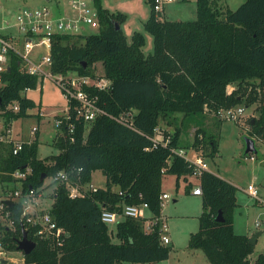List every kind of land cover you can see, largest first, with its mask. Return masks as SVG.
I'll return each mask as SVG.
<instances>
[{
    "label": "trees",
    "instance_id": "1",
    "mask_svg": "<svg viewBox=\"0 0 264 264\" xmlns=\"http://www.w3.org/2000/svg\"><path fill=\"white\" fill-rule=\"evenodd\" d=\"M93 1L98 29L87 35L55 34L49 68L53 74L76 72L107 79L109 85L104 89L82 87L102 112L86 123L76 115L77 102L67 101V117L61 116L60 133L54 140L59 153L43 159L37 156L35 140L24 143L17 154L11 153L10 144H2L0 184L3 189L20 186L42 190L46 177L52 179L64 171L73 182L86 187L92 171L98 169L106 178V186L71 198L64 182L51 180L52 203L48 209L65 231L59 245L35 236V229L20 220V202L8 205L14 225L2 227L4 247L17 250L22 229L35 242L21 264H144L165 260L171 248L161 242L158 222L147 231L144 219L124 217L116 224L113 239L109 225L100 219L102 208L121 211L123 204L146 202L152 217H159L164 175H174L176 184L183 178L185 189L191 188L188 177L195 176V169L177 152L182 149L178 122L193 120L197 128L188 147H193L195 154L202 150L206 157L214 156L217 141L204 127L207 114L214 113L220 123L226 119L219 118V109L255 105L257 116L249 119V133L253 140L264 143V0H244L234 10H223L212 0H195L196 18L186 21L159 18L152 0H147L150 13L144 29L151 34L153 44L149 54L143 52L142 33L133 32L130 41L123 34V13H111L100 0ZM97 62L102 74L95 76ZM8 67L1 75L0 109L13 102L19 108L5 111L6 125L25 116L33 106L23 92L35 88L39 79L23 71L21 60L13 54ZM228 84L235 87L228 91ZM177 113L182 114L179 119ZM160 118L174 124L175 131L157 140ZM26 167L31 172L25 179L11 176L14 170ZM196 178L202 210L198 230L189 234L188 249H201L208 264H264L262 254L250 262L254 247L249 237L234 231L237 187L208 170ZM218 213L221 220H216Z\"/></svg>",
    "mask_w": 264,
    "mask_h": 264
},
{
    "label": "rangeland",
    "instance_id": "2",
    "mask_svg": "<svg viewBox=\"0 0 264 264\" xmlns=\"http://www.w3.org/2000/svg\"><path fill=\"white\" fill-rule=\"evenodd\" d=\"M71 0H0V22L8 20L11 24L15 22V12L21 8H39L47 6L53 15L72 14L70 8ZM89 6L96 7L93 0H85ZM223 10L237 8L244 0H212ZM103 8L111 13H123L125 19L121 24L123 34L127 40H131L133 32L138 31L143 34L145 44L143 46L144 54H149L153 50L152 36L144 29V22L149 16L150 5L147 0H100ZM164 12L161 18L171 21H186L196 18L195 0L174 1L164 5ZM5 30L9 27L5 26ZM13 25L7 30L13 31ZM95 33L96 30H87ZM45 50L44 48H40ZM95 76L102 74L101 64H95ZM68 72L66 75H73ZM38 83L35 88L27 89L23 92L28 99L33 102V106L26 110V115L16 118L11 123L13 135L23 140H35L37 144V156L41 159L59 153V148L55 145V137L60 133V128L55 125L57 118L65 115L67 112V100L63 95L61 88L51 78L38 76ZM235 84H228L227 90L231 91ZM244 107L239 122L233 119H226L220 123L216 122L217 116L214 113H208L203 120L204 127L208 135L214 137L217 141V152L214 156H205L204 151L198 150L207 163L208 171L225 178L237 187L236 201L237 206L233 212V228L238 234L248 235L249 238L258 231L261 233L256 238L253 252L250 254V262L262 254L264 256V143L254 138L255 152L245 154V138L250 137L251 117L257 116L255 105H241ZM41 112L42 115L39 113ZM182 114L177 113V119ZM33 127L37 128V133H31ZM193 120H187L180 124L179 144L186 156L193 159L192 144L196 129ZM175 131L174 124H167L165 119H159L156 128L155 138L161 140L163 135L172 134ZM29 138V139H28ZM188 147V148H187ZM204 154V155H203ZM250 156L255 159L250 160ZM49 177H46L42 186L44 194L51 193ZM190 184H198L195 176L188 177ZM90 183L97 188H105L106 178L103 173L96 169L91 173ZM253 184L258 188L259 196L262 201L248 195L245 191L247 185ZM186 182L183 178L178 180L174 175H164L162 179V190L168 192L169 197L163 201L164 213L167 216L168 232L171 242L166 244L170 246L168 258L153 263L144 264H208L204 252L201 249H188L189 233L198 230V217L202 210L200 196H192L191 189H185ZM193 186V185H192ZM191 186V187H192ZM50 198V197H49ZM175 200V201H174ZM46 208L52 203L47 200ZM144 214H149L144 210ZM258 224L256 225V223ZM112 230L113 239H115L116 224L109 225ZM14 264H21L23 256L15 250L6 254ZM115 264H132L126 261Z\"/></svg>",
    "mask_w": 264,
    "mask_h": 264
},
{
    "label": "built area",
    "instance_id": "3",
    "mask_svg": "<svg viewBox=\"0 0 264 264\" xmlns=\"http://www.w3.org/2000/svg\"><path fill=\"white\" fill-rule=\"evenodd\" d=\"M174 1L179 0H152L153 11L161 18L164 5ZM69 6L73 10V13L66 15H53L47 6L34 9L21 8L18 9L17 13L15 12V22L13 24L8 20L0 22V85L2 83L1 75L7 70L10 54H13L21 60L22 70L26 73L51 78L57 82L66 100L74 99L77 102L74 106L76 115L82 117L88 123L102 111L96 107L93 100L88 97L82 87L94 86L98 89H104L108 87L109 81L103 77L92 78L76 72H73V75L53 74L49 68L51 64L50 50L55 34L87 35L90 34L87 30H97L99 27L98 13L95 7L89 6L85 0H71ZM11 25H13L14 30L7 32L11 28ZM5 26L9 28L5 30ZM40 48H44L45 50H41ZM18 108V103L13 102L6 105L4 109H0V146L2 144H10L12 154H17L22 149L24 143L31 142V140L16 139L13 135L11 124L6 125L4 123L3 114L5 111H17ZM243 111V106L222 108L217 111V115L222 119L238 121ZM39 114L42 115L41 112ZM63 116L67 117V112ZM61 121V117L57 118L55 125L60 127ZM69 128L72 131L73 124H70ZM36 130L37 128L33 127L31 133L34 134ZM177 152L193 165L196 177L202 170H208L207 163L201 154H195L196 156L191 159L186 156V153L182 149ZM254 159L253 156H250V160ZM30 172V167H26L23 171L19 169L14 170L11 176L22 180ZM51 180L64 182L68 190V196L71 198L84 196L87 190L96 191L98 189L90 183L86 187H83L73 182L64 171H59ZM245 191L257 201H262L256 185H247ZM192 193L201 195L199 184L195 185ZM141 195V193H138L137 196L141 198ZM41 197V190L32 187L22 189L20 186H14L3 189L0 184V264L7 262L15 263L6 255L9 251L13 250L6 249L3 244L2 227L12 228L14 225L8 201L12 204L20 202V220L23 219L27 227L35 229V236L41 239H48L51 242L53 241L57 245L61 244L65 231L60 226H57L48 208H41ZM168 197L169 194L166 192H162L159 195L161 206H163V201ZM144 210L149 214H144ZM124 217L144 219V228L147 231L152 230L153 225L158 222L161 242L164 244L169 243V237L166 234V223L162 216L152 217L146 202L123 204L121 211H111L102 208L100 214L101 221L108 225L117 224ZM15 251L20 252L22 256L24 255L21 250Z\"/></svg>",
    "mask_w": 264,
    "mask_h": 264
},
{
    "label": "water",
    "instance_id": "4",
    "mask_svg": "<svg viewBox=\"0 0 264 264\" xmlns=\"http://www.w3.org/2000/svg\"><path fill=\"white\" fill-rule=\"evenodd\" d=\"M116 28H120L118 24H116ZM7 70H9V67H7ZM250 122H253L251 120ZM255 152V146H254V140L251 137L245 138V154ZM8 205H11L12 203L10 201L7 202ZM221 214L218 213L216 220H221ZM261 233V231H258L256 234H254L252 237L249 238L248 242L254 246L256 243L257 236ZM35 242L33 240H30L26 236V232L22 229V237L18 240L17 243V250H21L24 254L30 253V251L34 248ZM5 262V260H3Z\"/></svg>",
    "mask_w": 264,
    "mask_h": 264
},
{
    "label": "crops",
    "instance_id": "5",
    "mask_svg": "<svg viewBox=\"0 0 264 264\" xmlns=\"http://www.w3.org/2000/svg\"><path fill=\"white\" fill-rule=\"evenodd\" d=\"M179 1H182V0H179ZM164 10H165V8L163 7V12H164ZM163 12H162V14H163ZM38 131V130H37ZM37 131H36V133H37ZM16 139H20V138H18V136L16 137V135L14 136ZM29 139V138H28ZM21 140H23V139H21ZM193 156L195 157L196 155H195V153H194V151H193ZM225 179V178H224ZM51 181V180H50ZM186 182V181H185ZM190 182V181H189ZM187 183V182H186ZM91 184V183H90ZM199 184V183H198ZM193 186L190 188L191 189V194H192V196H200V195H196V194H193L192 193V189L195 187V185L196 184H192ZM51 187V186H50ZM51 189H52V191H53V186L51 187ZM52 191H51V193H52ZM163 192H166V191H163ZM41 193H42V197H41V199H40V201H41V208H43V209H45L46 207H45V205H47V200L48 201H51L52 202V199H51V197H50V195H51V193H48V195L47 194H44L43 192H42V190H41ZM166 193H168V192H166ZM50 197V198H49ZM200 199H201V197H200ZM175 201V200H174ZM164 211V207L162 206L161 207V215L160 216H162V218H163V220H164V222L166 223V225H167V232H168V230H169V228H168V223H167V216L165 215V213L163 212ZM166 232V233H167ZM190 234V233H189ZM167 236L169 237V243L171 242V238H170V235H168L167 234ZM248 236V235H247ZM249 237V236H248Z\"/></svg>",
    "mask_w": 264,
    "mask_h": 264
}]
</instances>
